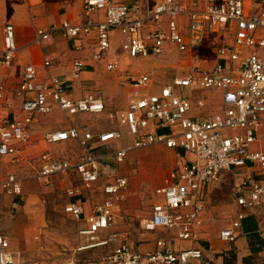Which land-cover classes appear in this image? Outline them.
Segmentation results:
<instances>
[{
	"label": "built area",
	"instance_id": "built-area-1",
	"mask_svg": "<svg viewBox=\"0 0 264 264\" xmlns=\"http://www.w3.org/2000/svg\"><path fill=\"white\" fill-rule=\"evenodd\" d=\"M98 11L104 12V20L92 17ZM83 14L86 20L81 24L64 22L60 27L38 30L35 42L50 41L55 32L61 31L70 41H78L75 49L80 50L95 35L93 61L113 72L120 64L117 55H112L113 31L121 33L122 50L130 58H157L168 46L188 54L200 48L207 35L216 33L233 38L232 44L218 48L220 61L212 68L191 65L183 76L159 85L149 74L133 78L128 108L118 117L119 130L95 132L89 127H70L48 133L50 144L77 140L82 153L76 160H55L45 154L33 175L43 184L68 175L87 188L104 182L106 198L90 211L80 201H70L64 208L75 222L87 224L79 230L80 237L86 239L79 251L116 245L98 263L86 264H208L198 244V229L203 224V201L209 187L224 172L237 177L234 193L240 212L231 228L221 232L222 240L229 243L238 239L245 211L264 202V0H195L192 6L185 0H153L144 9L118 0H84ZM4 46L0 67H10L18 50L11 24L4 29ZM248 50L251 53H243ZM84 69L85 64L76 61L74 79ZM3 89L0 77V99L4 98ZM207 91L221 93L224 111L211 116L193 115L195 93ZM26 93L34 97L24 98L22 109L31 114L51 113L54 106L69 118L102 114L105 110L100 97L74 98L59 79L39 82L37 70L31 65L24 69L18 90L21 97ZM204 101L201 97L197 105L204 107ZM123 129L130 142L117 146L125 138ZM27 138L24 124L0 119V157L16 160L20 151L17 143ZM153 146L176 151L184 162L169 171L165 186L156 189L160 201L141 221V227L145 232L175 231L176 239L193 244L189 249L175 250L170 242L158 240L155 251L142 253L121 233L105 240L99 237L101 230L117 224L123 212L130 183L120 174V167L132 151ZM250 167L258 169L260 179L242 172ZM22 192V179L16 175L0 181V264H25L1 228L2 197H17ZM67 194L73 197L80 191L68 189Z\"/></svg>",
	"mask_w": 264,
	"mask_h": 264
},
{
	"label": "crops",
	"instance_id": "crops-1",
	"mask_svg": "<svg viewBox=\"0 0 264 264\" xmlns=\"http://www.w3.org/2000/svg\"><path fill=\"white\" fill-rule=\"evenodd\" d=\"M83 1L84 0H0V53L4 51V29L8 24L14 26L15 42L18 49L12 65L10 67H0V77L4 85V98L0 99V119L21 122L26 127L28 137L26 142L17 143V148L20 151L16 160H13V157L10 156L0 157V162H3V165H1L2 167H0V181L14 174L22 179L23 185V192L20 196L2 197L1 228L3 233L9 237L12 249L21 254L24 263L30 261V257H32L35 259L33 264H39L40 262H38V260L45 261V256H47L44 252L38 251V245L35 244L34 240L36 234L42 229L40 228L42 220L46 218L45 208L40 205L41 200L36 193V187H38L39 184H47L40 183L33 179V173L30 176L33 180L31 182L37 183V186L35 187L27 184V188L25 183L27 181L25 178L28 177L23 173L28 171L29 165L33 170H37L45 154L50 155L55 160H76L77 158L72 156L75 155V153H79L80 155L82 153L77 140L50 144L46 140V135L51 132L66 130L70 127L81 128L75 124L80 120L86 123L85 127L100 128L102 131L119 130V114L128 108V99L133 78L130 79L128 77L129 81H125L126 72H129L128 67L131 58L123 52L122 47L119 49L115 44L112 46V55H117L120 64L118 70L110 72L104 68L103 64L93 61L92 56L96 49L95 35H91V37L87 39V42L83 44L84 47L80 50L75 49V46L79 44V42L70 41L61 31L55 32L50 41L35 42L36 33L40 29L47 30L53 26L60 27L64 22H71L74 24L83 23L86 20V16L83 14ZM118 1L138 4L144 9L148 6L149 2L153 0ZM185 1L187 5L192 6L195 0ZM92 17L95 20L102 21L105 15L103 11H98L94 13ZM117 32L121 35L119 31H114L113 34L115 35ZM226 37L224 38L225 42L227 39ZM216 38H219L221 41L220 35H216ZM232 41L233 38H231L230 43L228 42L225 44H232ZM169 48L170 46L166 48L164 54L160 57H163ZM173 50H177L176 47H174ZM178 53L180 52L178 51ZM243 53L249 54L251 51L248 50ZM180 54L182 56H187L189 53ZM145 59L147 58H143V60ZM214 59L210 60V67L207 68L214 67L220 61L219 55L217 54ZM46 61L50 62L49 66L45 65ZM76 61H82L83 64H85V69L78 79H74L73 77L74 63ZM30 65L34 66L37 70V80L39 82L48 83L51 79H59L74 98H85L88 96L100 97L105 105L104 112L111 118V123L105 127L98 126V123L92 120V114H85L86 116L78 115L72 117V120V118L67 117L56 106H54L53 112L48 114H31L24 111L22 109L24 98H33L34 94L26 93L21 97L18 95V90L22 82L24 69ZM144 74L153 76L148 72ZM183 75H178L176 77H181ZM172 79L162 82L160 79L154 78L158 85L166 84ZM154 90L157 91L159 89L155 87ZM212 92L215 93V99L212 98V96L210 97V93ZM201 97L203 100L205 99L204 107H199L197 105ZM118 100L120 105L124 108L121 109L116 107V102ZM193 100L196 104L193 115L211 116L224 111L221 93L219 92L207 91L195 93ZM212 109H216V112L214 113ZM27 119H30L29 123ZM69 121H71L73 125L61 129L64 123H69ZM123 131L125 132V136L128 137L126 129H123ZM129 142L130 139H128L127 143ZM117 146H120L119 143ZM257 148L258 146L254 149ZM144 149V151L139 153V157L134 160L133 164H129L125 168L128 173L125 172V175L130 180V188L122 204L123 212L121 217L113 227L101 230L99 232V237L105 240L113 233H121L126 237L129 243H134L136 248L142 253L155 251L158 240L170 242L175 250L189 249L193 244L190 241H180L176 239L175 231L158 229L156 231L145 232L139 223L143 217L146 218L151 215L153 205L160 201V197L155 194V190L153 192V202L149 203L148 206L142 203L143 197L140 191L141 188L146 186L144 183L153 181L154 186H149V188L152 189L165 186L169 172L164 174L163 171L167 166L173 169L184 162L174 150H165L166 148L162 149L158 146ZM157 150L164 155L165 160L155 163L154 161L146 160L147 162H145L143 160L145 155L151 152L156 153ZM61 152L70 153L71 157L60 158L57 155ZM151 165H153L151 170L155 165H157L159 169V176H154L153 179L150 176V174H152L150 172L151 170H149ZM171 169H169V171ZM242 172L253 179L261 178L256 167H250L248 171ZM65 177L67 176L63 178ZM54 178H62V176ZM236 183L237 177L233 173L224 172L220 180L209 187L203 201L204 210L201 214L203 224L198 229V244L204 250L208 264H256L264 261V202L257 207L245 211L246 216L238 230L239 236L236 242L229 243L221 238V232L231 228L232 221L237 218L240 212L234 193ZM103 184L104 182H100L90 188L82 186L83 190L81 194L71 197L68 202L80 201L84 203L88 211H90L95 204L102 202L106 198L103 193ZM90 195L97 197L94 202L90 201ZM34 204L35 208L33 206ZM23 207L28 214V225L24 231H22L21 228H17L18 210L21 211ZM71 220L74 221L72 218ZM75 223L78 226L77 234H79L80 229L87 227L85 222ZM23 237L24 239H22ZM80 238V241L84 244L86 239L83 237ZM115 247L116 245L112 243L106 246L91 248L80 251L81 253L79 256L89 257L95 254L101 257L104 254L107 255L110 253ZM40 249L43 250L42 247ZM87 262L88 261L85 259L83 264ZM63 264H66V262ZM72 264H74V262H72Z\"/></svg>",
	"mask_w": 264,
	"mask_h": 264
},
{
	"label": "rangeland",
	"instance_id": "rangeland-1",
	"mask_svg": "<svg viewBox=\"0 0 264 264\" xmlns=\"http://www.w3.org/2000/svg\"><path fill=\"white\" fill-rule=\"evenodd\" d=\"M113 32L111 33V44L112 46H114L115 44V46H117L120 49V47H122L121 45L122 37L118 32L115 35L113 34ZM216 35H220L221 41L219 40V38H216ZM221 35L223 34L216 33L215 35L213 34L207 35L202 46L198 49L192 50V52H190L187 56H182L180 53H178L177 50L175 51L173 50L174 48L173 46H170V48L167 49L165 55L160 58L150 57L145 60H143V58H140V59L131 58L130 65L128 67L129 72L128 71L126 72L125 81L128 82L129 78L132 79L141 74L148 72L152 74L154 78L160 79L162 82H166L178 75H183L186 69L191 65H198V66H202L205 68L210 67V64H209L210 60L214 59L215 56L217 55L216 51L218 47H220L223 43L231 42L232 37L230 35H228L227 37L225 35L223 36ZM225 37L227 38L226 42L224 40ZM111 50H112V47H111ZM211 96L214 99L216 98L215 93L213 92L210 93V97ZM116 107L121 108V109L124 108L123 106L120 105L119 100L116 102ZM212 110L214 113L216 112V109H212ZM83 116H86V115H83ZM91 116H92V120L96 121L98 123V126H101V127H105L106 125H109L112 121L111 118L108 117V114H105V112L103 114H97V115H91ZM75 124L81 128H84L86 123L80 120ZM70 125H73L71 121H69V123L65 122L64 125L61 127V129L67 128ZM90 128L95 132H102V129L100 128H95V127L93 128L90 127ZM128 139L129 137L125 136V138H123L119 142V145L120 146H123L125 144L127 145ZM158 147L165 149V147H162V146H158ZM144 150L145 149L134 150L129 154L128 160L121 167V171L119 170L121 175L126 176L125 175V172L127 173V169H125L126 166L129 164L130 165L133 164L134 160H136L139 157V153ZM165 150H168V149L166 148ZM78 154L75 153V155H73L72 157L78 158L80 155ZM57 156H59L60 158L71 157V154L66 153V152L65 153L61 152V153H58ZM143 160L145 162H147L148 160L154 161L155 163L157 161L165 160V157L162 153L158 152L157 150L156 153L151 152L145 155ZM33 163H34V160H33ZM4 164H7V163H4ZM143 164H146V163H143ZM1 165H3V162H0V167H2ZM152 167L153 165L149 167V170H151ZM169 169H171V167L169 168V166H167L165 170L163 168L164 174L168 173ZM158 170H159L158 166L155 165V167L150 171L152 173L150 174L152 179L154 178V176L155 177L159 176ZM33 173H35V170H33L30 165L28 166V171H25L23 173L24 175H26V177H28V178H25L27 181L25 182L27 188L29 184L31 186H35V187L37 186V183L31 182L33 180L31 179L30 176ZM153 183H154L153 181L144 183V185L146 186L141 188V191H140L143 197L142 203L146 204L147 206L149 205V203H152L153 202L152 200L154 199L153 192L156 189L149 188L150 185L154 186ZM82 186H83L82 183L78 179H76V177L67 176L65 178L63 177L54 178L49 184L47 185L39 184L38 187H36L37 189L36 193L38 194L41 200L40 205L43 208H45V214H46V218L42 220L41 222L42 225H40V228L42 229L38 232V234H36L35 239H34L35 244L38 245V251L44 252V254L47 255L45 256L46 257L45 261L38 260V262H40L39 264L41 263L42 264H63L64 262H66V264H72V262H74V264H83L85 259L88 262L92 261V262L98 263L105 256V254L102 255L101 257L95 254L90 255L89 257H81L82 255L79 256L81 252L78 250V248L83 244L80 241L81 239L79 237L80 235L77 234L78 226L64 212L65 205L71 198L67 194V190L69 188H72V189L75 188V189H78L81 194L83 190ZM89 197H91L90 198L91 202H94L96 200L95 198H97L96 196L94 197L92 195H90ZM33 206L35 208V204ZM17 217H18L17 218V221H18L17 228H21V230L24 231L28 225L27 223L28 214L25 212L24 207L22 208L21 211L18 210ZM143 219L144 217L141 219V221ZM141 221L139 222L140 224H141ZM22 239H24V237ZM41 247L43 248V250L40 249ZM21 261L23 262L22 258H21ZM34 262H35V259L32 257H30V261H27L28 264H33ZM27 263L25 262V264Z\"/></svg>",
	"mask_w": 264,
	"mask_h": 264
}]
</instances>
